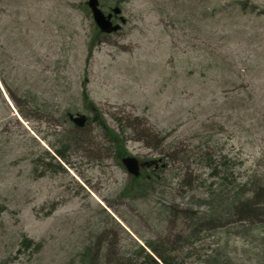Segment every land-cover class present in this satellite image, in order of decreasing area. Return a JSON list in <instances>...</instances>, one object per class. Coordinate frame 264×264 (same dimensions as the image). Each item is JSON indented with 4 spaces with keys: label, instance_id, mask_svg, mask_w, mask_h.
Masks as SVG:
<instances>
[{
    "label": "rangeland",
    "instance_id": "374dc122",
    "mask_svg": "<svg viewBox=\"0 0 264 264\" xmlns=\"http://www.w3.org/2000/svg\"><path fill=\"white\" fill-rule=\"evenodd\" d=\"M86 1L0 0V264L136 261L148 242L172 264H264V228L228 223L236 185L200 158L264 184V0H99L126 19L111 34ZM104 120L126 155H192L129 193Z\"/></svg>",
    "mask_w": 264,
    "mask_h": 264
},
{
    "label": "trees",
    "instance_id": "16d2710c",
    "mask_svg": "<svg viewBox=\"0 0 264 264\" xmlns=\"http://www.w3.org/2000/svg\"><path fill=\"white\" fill-rule=\"evenodd\" d=\"M263 12V11H262ZM69 118H70V112H69ZM102 130L104 133L108 136L111 145L114 149V154H117V158L121 160V157L126 155V152L122 151L120 146L121 136L120 133L115 132L114 130H111L108 128V125L106 121H102L100 123ZM123 142V141H122ZM124 145V144H123ZM184 150H173L168 151L165 153V155L162 158V161H159L157 163V167L154 165L148 167L145 166L142 170V173L139 176H133L132 180H134L136 183H138V186H133L132 191L129 189V193H137L139 190L142 189V182L146 181L148 186L151 185L154 181H158L157 176L147 175L144 173L145 171L154 172L158 171L162 168V166L167 165L165 158L169 160V163L173 160H184L187 157H191V153L189 154H183ZM59 154L61 157H65L64 154L59 151ZM206 156H203V155ZM194 155H199V153H194ZM175 156H179V158H175ZM200 158H204V162L206 166H208L211 170L212 176L221 177L222 179H226L229 182H232L236 185L237 190L234 191L232 194L224 195L220 194V203L219 204H227V210H224V212L227 213V217L225 219H230L228 221L229 224L233 223H239L240 226L243 227L246 223H249L255 227H263L264 228V184L258 183L261 182L257 178H253L252 183H246V184H237L234 177V169H235V162H229L228 160H218L214 158L211 154L202 153L200 155ZM119 160V162H120ZM160 163V164H159ZM149 168V169H148ZM249 185H252L251 188H248ZM137 188V189H136ZM134 189H136L134 191ZM250 190V191H249ZM249 192V194H247ZM214 212H220L219 210ZM207 219V218H204ZM214 219H218V224L216 226H220L223 224V215H212L210 214V218L208 221H212ZM209 223V222H208ZM210 225V224H208ZM30 239L26 240L25 245H30ZM147 246L150 248L152 252H149L146 250L145 247L139 246V250H137V260L134 261V259L130 257H121L122 259H116L113 262H109V264H159L156 260V258L153 256L156 255L163 263L166 264H172L168 261L165 250L161 244H157L156 242H148ZM92 247H87L79 256L78 260H72L66 264H96L97 262L100 264L102 261V258L99 256L98 253H94L92 250ZM98 254V255H97ZM141 257V259H139ZM131 259L132 261H128ZM214 263L220 264V259H215L212 261ZM226 264V263H222Z\"/></svg>",
    "mask_w": 264,
    "mask_h": 264
},
{
    "label": "water",
    "instance_id": "95a60500",
    "mask_svg": "<svg viewBox=\"0 0 264 264\" xmlns=\"http://www.w3.org/2000/svg\"><path fill=\"white\" fill-rule=\"evenodd\" d=\"M88 7L91 10L93 19L101 32L111 34L117 32L122 23L126 22L125 17L122 15V9L120 6L113 7L108 13H106L100 5L99 0H87ZM119 15L121 23H114L113 16ZM70 120L79 127H83L88 120L86 114L77 113L76 115L70 114ZM154 161H140L136 156L129 155L122 158V164L126 167L131 175L139 176L141 173V167L149 166Z\"/></svg>",
    "mask_w": 264,
    "mask_h": 264
},
{
    "label": "flooded vegetation",
    "instance_id": "af4514ba",
    "mask_svg": "<svg viewBox=\"0 0 264 264\" xmlns=\"http://www.w3.org/2000/svg\"><path fill=\"white\" fill-rule=\"evenodd\" d=\"M113 19H114V22H116L117 16L115 15V16L113 17ZM159 164H160V163H159ZM154 166L157 167V164H156V165L154 164ZM142 170H143V168H142Z\"/></svg>",
    "mask_w": 264,
    "mask_h": 264
}]
</instances>
